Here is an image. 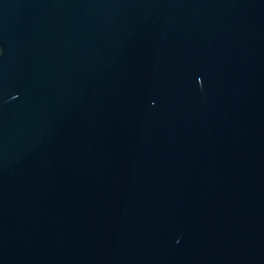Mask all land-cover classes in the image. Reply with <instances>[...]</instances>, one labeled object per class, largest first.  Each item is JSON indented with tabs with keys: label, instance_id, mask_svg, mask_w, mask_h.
<instances>
[{
	"label": "water",
	"instance_id": "water-1",
	"mask_svg": "<svg viewBox=\"0 0 264 264\" xmlns=\"http://www.w3.org/2000/svg\"><path fill=\"white\" fill-rule=\"evenodd\" d=\"M0 264H264V0H0Z\"/></svg>",
	"mask_w": 264,
	"mask_h": 264
}]
</instances>
